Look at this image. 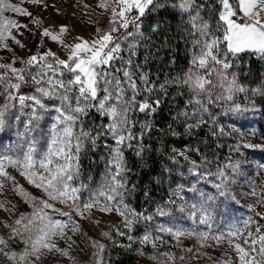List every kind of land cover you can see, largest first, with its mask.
Wrapping results in <instances>:
<instances>
[{
  "label": "rangeland",
  "instance_id": "374dc122",
  "mask_svg": "<svg viewBox=\"0 0 264 264\" xmlns=\"http://www.w3.org/2000/svg\"><path fill=\"white\" fill-rule=\"evenodd\" d=\"M6 2L31 13V16L12 11L3 13V18L27 26L11 29L12 35L25 47L21 48L13 40L8 39L4 43H7L12 51L0 48V64L12 63V66L18 69L23 67L20 60L47 50L56 53L61 59H67L64 45L79 43L77 37L89 42L96 39L97 29L101 32L108 29L111 10L115 6L114 0H109L107 10L98 7L100 0H41L39 4L30 2V0H6ZM33 20L40 21L39 25L34 24ZM60 26L66 28L61 35L62 43L52 42L49 37H41L44 29H48L53 34H59ZM123 31L121 29L113 35L118 36ZM214 36L220 37L222 32ZM121 66L118 59L113 61L107 70L114 72L117 76L119 71L116 70L121 69ZM127 68L134 73L132 78L141 90L144 84L139 80L140 75L131 68L130 64H127ZM228 71L232 72L230 69ZM193 72L204 74L205 78L213 80L216 86H206L209 91L200 92L196 97L207 109L206 111L201 110L193 115L200 105L195 103V94H191L182 114H189L184 115L187 127L202 128L211 135H215L216 131L227 135L229 141L221 165L213 169L206 168L205 172L198 173L192 171L197 169V166L190 162L183 152H178L176 157L188 163V170H192L187 173L183 183H176L168 195L166 201L168 205L153 218L144 216L140 221L135 213L132 217L134 223L129 230L124 227V217L118 215L115 210L106 213L93 208L86 211L84 218L72 213L71 222L80 226L79 231L73 233L70 229H65L64 237L52 238L58 248L68 252V256H63L56 251L47 252L45 250L44 256L37 264H97L103 256L102 253L107 252L112 257V250H116L115 252L128 251L139 264H241L239 253L234 245L240 244L241 247L247 248L244 240L248 238L249 232L256 235L257 227L261 229V233H264V94L252 91V89L264 90V82L249 88L238 81L248 91L234 93L233 99L229 101L218 99L226 93L215 74L208 76L205 70L198 68ZM3 73L4 70L0 69V75ZM103 87L101 85V89ZM123 87L125 89L124 98L118 102L110 101V103H116L120 109L128 107L129 110L126 113L128 123L124 127L130 129V133L134 136L137 129L134 126V119H130L129 116L133 98L129 90L124 85ZM4 92V87L0 86V106L6 103ZM15 94L28 96L20 90ZM104 94L101 90L98 96L102 97ZM33 95L38 94L35 92ZM11 103L14 107L6 113V125L3 130H0V158L20 160L27 151L26 140L29 137L25 135L23 122L27 120L25 113L30 112V109L21 110L18 101L15 100ZM47 104L58 105L59 101L51 100ZM234 105H240L242 111H232ZM17 115L20 116L19 120L15 119ZM55 115L54 110L43 113L36 131L32 133L37 141L36 152L40 155L47 151ZM101 117L107 119V125L112 123L107 116ZM78 125L73 129L76 133H79ZM106 137V162L99 181L89 189L79 185L78 175L70 182L72 186L80 189L75 193L78 198L76 204L80 206L94 200L101 205L107 203L106 196L102 193H106V186L109 183L108 162L111 159L112 150L120 147L123 154L125 147H131L129 144L131 141L117 145L109 131ZM5 164H7L6 160ZM233 165L237 166L233 167ZM221 170L225 175L223 178H218ZM6 171L14 179L4 181L0 178V183H3V187H0V237L8 241V247L4 248L5 252H20L24 245L19 238L9 239L10 229L6 225H13L21 214L30 216L34 209L32 199H46V196L41 189L30 184L20 174L19 166H7ZM218 184L222 187L223 195L216 187ZM17 185L22 191H17ZM24 193L28 196L25 197ZM207 197H213V199L209 200ZM119 199L117 197V200ZM26 200L29 202L26 203ZM117 200L112 201L114 208ZM122 204L126 205L123 200ZM56 207L65 212H71V209L58 202ZM50 215L53 220L71 223L68 217L54 213ZM177 231L185 234L177 237L174 235ZM121 232L124 235H120ZM103 233H108V237H104ZM232 233H238V235L232 236ZM146 234L150 235L151 240L142 242ZM129 236H132L133 240L130 241ZM216 237H221V239L217 241ZM94 242L104 245V250L101 252L93 247ZM3 247L0 245V248ZM0 264H12V262L0 253Z\"/></svg>",
  "mask_w": 264,
  "mask_h": 264
},
{
  "label": "snow or ice",
  "instance_id": "6c2138e0",
  "mask_svg": "<svg viewBox=\"0 0 264 264\" xmlns=\"http://www.w3.org/2000/svg\"><path fill=\"white\" fill-rule=\"evenodd\" d=\"M30 2L39 4L41 0H30ZM114 4L108 29L103 32L97 29V38L91 42L77 37L79 43L64 45L67 59H61L56 53L47 50L20 60L24 67L19 69L13 67L12 63L0 64V69L4 70L3 75H0V86L4 87L6 100V103L0 106V130H3L6 125V113L14 107L11 103L13 100L18 101L21 110L30 109V112L25 113L28 117L27 120L23 122L25 135L29 137L26 140L27 151L24 152L23 158L20 160L0 158V178H3L4 181L13 180L14 178L6 171V167L19 166L20 174L30 184L41 189L46 196V199H32L34 209L30 216L21 214L13 225H6L10 229L9 239L19 238L24 245L20 252H5L4 248L8 247V241L0 237V245L4 246L0 248V253L12 264H37L44 256L45 250L47 252L56 251L63 256H68V252L58 248L52 238L55 236L64 237L65 229H70L73 233L79 231L80 226L71 222L72 213L84 218L86 211L93 208H98L106 213L115 210L118 215L124 217L125 228L130 230L134 223L132 217L135 213L122 204L127 184L123 174L128 169L125 167L120 147L112 150V156L108 162L109 183L106 186V193H102L106 196V204L101 205L95 200L82 206L76 204L78 198L75 193L80 189L70 184L78 175V159L84 141L89 140L94 145L97 137L105 134L103 130L98 131L96 136L83 130L79 133L73 131L74 127L82 122V117L88 115L90 109L94 108L101 116H107L112 121L105 127L112 133L117 145H123L134 139L130 129L124 127L128 123L126 118L128 107L120 109L116 103H110V101L118 102L124 98L123 84L125 83L133 92H139L138 84L132 78L134 73L127 67L117 69L116 71L123 72L124 81L122 82L114 72L107 69L111 67L113 61L120 58L121 43L134 35L133 31H129V27L131 26L138 34L141 28V17L150 9V6L156 4V0H114ZM219 4L221 7L218 19L222 23L217 30L222 29L220 37H215L209 30L208 24L200 14L201 5L196 4L195 0H175L172 7L180 13L189 14L188 23L191 25L192 43L196 49V54L191 61L193 68L205 70L208 76L215 74L226 93L218 99L231 101L234 93L248 91L238 83L236 73L228 71L235 66L232 57L241 52L250 51L260 54L264 59V0H234V2L233 0H219ZM98 7L107 10L109 0H100ZM7 11L28 16H31V13L8 4L6 0H0V48L12 51L4 41L11 39L21 48L25 45L16 40L11 29L26 28L27 26L3 18V13ZM240 14H242L243 22H237ZM33 23L39 25L40 21L33 20ZM121 29L124 31L120 35H113ZM155 30L156 28L153 27V31ZM65 31V26H60L59 34H53L48 29H44L41 37H49L52 42L62 43L61 35ZM128 47L134 48V42L130 41ZM130 54H134V52ZM125 63L131 64V60L125 61ZM30 69L34 71H29ZM29 78L37 86L35 92L38 95H16L21 83ZM139 80L145 85V91L152 90L147 86L146 76H139ZM183 82L191 88L195 94V103L200 105L193 115L198 114L201 110L206 111L207 109L196 97L200 92L209 91L206 86L215 87V82L206 79L204 74L198 72H191ZM101 85L104 86L102 89ZM101 90L105 93L102 97L98 96ZM252 91L264 94V90L261 89H252ZM49 100H58L59 104L49 105L45 102ZM189 102L192 103V101ZM125 103L127 104V101ZM159 103L158 99L149 102L146 98L138 105V110L141 112L151 111L154 105ZM50 110H54L56 113L53 117L54 123L51 125L52 135L47 151L40 155L36 152L37 141L32 133L36 131L43 113ZM232 111H242L241 106L234 105ZM184 115L189 114L184 113ZM15 119L19 120L20 116H15ZM137 155L140 153L137 152ZM5 160L7 164H5ZM236 166L233 165V167ZM224 175L221 170L218 173V178H223ZM0 187H3V183H0ZM216 187L223 195L221 185L218 184ZM16 189L18 192L22 191L19 185L16 186ZM24 196L27 197L28 194L24 193ZM117 197L120 199L117 200ZM207 199L212 200L213 197H207ZM113 200H117L115 208L112 205ZM57 202L67 206L71 212H65L56 207ZM193 207L196 206L193 205ZM50 213L68 217L71 223L53 220ZM255 231L256 235L249 232L248 238L244 240L247 248L241 247L240 244L234 245L239 253L241 264H264V259H259L264 258V233H261L259 227ZM119 234L124 235L122 232ZM184 234L180 231L174 233L177 237ZM102 235L108 237V233ZM231 235L237 236L238 233ZM128 239L131 241L133 237L129 236ZM216 239L219 241L221 237H216ZM150 240L151 237L147 234L142 238V242ZM93 247L98 248L101 252L104 250V245L97 242L93 243ZM97 264H100L99 260Z\"/></svg>",
  "mask_w": 264,
  "mask_h": 264
},
{
  "label": "trees",
  "instance_id": "16d2710c",
  "mask_svg": "<svg viewBox=\"0 0 264 264\" xmlns=\"http://www.w3.org/2000/svg\"><path fill=\"white\" fill-rule=\"evenodd\" d=\"M174 2L156 0V4L150 6L141 17L140 32L137 34L129 27L134 35L128 38L127 43H121L119 54L121 69L127 67L125 61L131 60V68L140 76H146L147 86L152 89L145 91L144 85L136 93L126 83L123 84L132 94L129 116L134 119L137 130L134 139L129 142L131 147L123 150L128 171L124 174L127 184L122 200L140 221L144 216L153 218L166 207L172 188L177 182L183 183L187 173L191 172L188 163L176 157L178 152H183L197 166L192 171L203 173L206 168L213 169L221 165L229 141L225 133L216 131L215 135H211L205 129H193L186 125L182 113L190 95L194 93L183 81L196 69L191 63L196 49L192 43L189 14L173 8ZM195 3L201 5L200 14L213 35L220 34L222 29L217 30L221 24L218 19L221 7L219 0H195ZM130 41L134 42V48L128 47ZM132 52L134 54H130ZM233 60L235 66L230 70L236 73L239 83L253 88L264 82V59L260 55L242 52ZM117 77L124 81L122 71L118 72ZM36 87L29 78L21 83L19 90L31 96ZM146 98L149 102L158 99L160 103L154 105L151 111L141 112L138 105ZM45 102L50 103L51 100ZM106 125L107 119L101 117L94 108L82 117L78 125L79 132L87 131L93 136L98 131L105 132L97 137L94 145L89 140L83 143L78 159V178L79 185L85 189L94 187L99 181L106 162ZM115 251H111L112 257L107 252L102 253L100 264H139L128 251Z\"/></svg>",
  "mask_w": 264,
  "mask_h": 264
},
{
  "label": "built area",
  "instance_id": "2783aa9c",
  "mask_svg": "<svg viewBox=\"0 0 264 264\" xmlns=\"http://www.w3.org/2000/svg\"><path fill=\"white\" fill-rule=\"evenodd\" d=\"M237 22H243V17H242V14H240V17L237 18Z\"/></svg>",
  "mask_w": 264,
  "mask_h": 264
}]
</instances>
